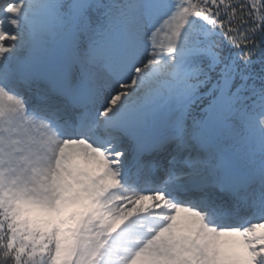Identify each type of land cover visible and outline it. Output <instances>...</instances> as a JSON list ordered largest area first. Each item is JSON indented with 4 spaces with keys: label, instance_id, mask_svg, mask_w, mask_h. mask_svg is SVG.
<instances>
[{
    "label": "rangeland",
    "instance_id": "1",
    "mask_svg": "<svg viewBox=\"0 0 264 264\" xmlns=\"http://www.w3.org/2000/svg\"><path fill=\"white\" fill-rule=\"evenodd\" d=\"M34 1H37L38 5L42 4L41 8L43 11L40 12L42 16L39 20L29 18L36 21L35 24H31V27L39 30L34 37L39 41L44 37L42 34L47 33L46 37L50 40L47 50L43 48V45L38 44L41 49L39 48L38 51H34V43L31 41L30 44H27L29 42L27 37L30 33H34V30L31 31L30 28H25L27 25H24L25 23L23 22L28 18L23 19L19 15V13L28 12V5ZM57 1L18 0L8 7L9 9L25 8V10H11L10 13L19 18L18 21L15 18L0 26V71L4 75L13 73L16 64L15 57L20 54V51L25 50L24 53L28 52L27 54H32V59L35 60L48 58L47 55L50 52L51 44L56 41L52 43L51 39H58V34L63 32L65 26L67 31L71 24L69 12L59 10ZM77 1L82 6L91 0ZM128 1L132 4L127 10L123 24L121 47H115L107 52L94 49L90 53L91 58H87L82 62L85 65L86 61H89L87 63L91 62L93 71L87 68L86 73L88 75L89 73L94 74V79L97 82L100 81V84H103L106 80L107 82H111L102 85L103 87H107V90L104 88L101 92L99 91L98 97L104 100L106 90L107 101L103 114L108 110L107 114L112 112L116 113L104 118L114 116L115 120H118L121 117L118 111L124 108L132 111H140L143 109L147 111L145 114L146 119L144 120L145 125L136 122L130 116L128 117V115L122 114V117L117 121V125L113 129V133H115L113 137L115 140L113 142L114 148L120 145L118 148L121 151V146L126 144L125 139H129L124 138L125 134V136L129 135L127 134L128 130H139L140 134L143 133L146 143L156 139L158 136H162L161 138L171 136L173 138L167 141L168 144H172L173 154L170 159L174 162L173 165L183 162L187 168H183L184 170L182 171L191 169L193 173H198L205 177L209 172L208 163L211 164L210 161H215L209 160L203 154H189L188 149L192 145V141L189 142V136L187 137L188 142H184L187 143L186 147H184V143L178 141V139H183L182 128L184 124H182V119L186 116V111L189 107V97L187 95L188 92L194 89L197 83L191 80L193 78L191 75L192 68L185 65L182 55L177 57V59H173V54L170 53L172 51L170 48L172 47L169 43L174 37L173 32L176 28L175 21H170L173 17V6L167 0ZM75 5L76 3H72L69 7L71 8ZM5 9L6 7L2 11L7 13L8 11ZM49 13L52 16L48 15ZM22 16H27V14H22ZM47 17L51 19V22L59 23L60 27H51L49 20L46 19ZM79 27L78 33L81 31L84 33L87 30L88 21L83 22ZM78 33L76 31L74 35ZM77 40L79 39L76 38L73 41L72 36L69 43L71 46L73 41L72 47H74L76 52ZM112 55H116L117 57L121 56L122 58L130 56L137 63V71L134 74L129 72L131 75L125 76L123 81H119L116 76L111 75L102 66L103 61H106L109 66L111 63L117 61H110L108 59ZM27 59L29 57L25 60ZM45 61L47 62V60ZM72 61H74V56ZM32 62L34 60H31V64ZM41 62L45 63L43 61ZM125 62L129 63L128 61ZM24 63L26 64L28 62ZM39 65H41L42 69L38 67ZM39 65L29 68L33 75L45 71L44 65ZM17 68L20 69L21 67ZM123 68L127 69L126 66ZM86 78H88L86 75H82L78 84L80 88L89 87L86 85ZM0 84L2 85L1 75ZM234 96L235 94H230L228 90H225L221 99L218 98L216 100L222 133L216 142H210L209 148L216 153L222 148L226 151L220 157L217 156L218 162H215L216 167H221L220 163L225 161H233L237 166L241 164L240 166L244 168L243 171H232L234 174L239 175L240 183H242V173H245V170L248 169L252 170L253 174L258 176L261 181H264L263 119L257 121L252 128H249V131L245 134V138H241L237 142V145L234 146V149L226 146L227 141L233 139L235 133L234 122L232 120V114L235 109L233 104ZM164 104L166 107L163 108ZM21 108V105H14L11 108V111L17 112L23 117V121L18 122L17 125H13L14 120L12 115L6 111L7 108L0 104V212L6 215L8 226L13 227L18 233L16 235L13 234L11 238L12 244L10 247L15 252H18V246L28 244L27 241L29 240L33 247L32 251L28 254L29 257L40 261L47 259V264H83L88 260L86 258L88 256L90 257V254L86 257V247L90 249L94 248L96 252L92 259L94 260L93 264H121L120 254L129 251H132L130 255V259L132 260L127 264H201V261L205 260L204 258L206 256L200 253L205 247L200 246L199 248L200 243L198 239L193 243L190 242L189 237H194V235H192L193 226L189 223H187V226H183V234L181 235L176 229H173L174 231L170 229L166 230L161 235V240L165 242L164 250L162 251V246L160 245L155 253L156 256L154 254L147 255V247L141 246L137 249L129 247L136 244L135 241H137L136 237L130 233V230L126 231V229L132 228L131 226L134 223L133 221L124 223V217L121 216L123 206H119L118 200L116 199H108L109 194L106 195V193L107 188L111 187L112 177L107 179L109 173H106L105 177L103 167H97V165L101 166L102 163L94 159H89L87 165L83 164L82 167H86L85 184L82 183L79 186V182L75 180L74 183L71 180L76 175L71 176V170L68 169V171L65 164L73 165L78 161L80 163L86 157V154L89 153L87 150L84 151L85 149L83 150V148L80 149V146L75 147V150L68 149L67 153H63L62 157H58L57 162L59 165L57 163V170L50 171V180L53 183L51 184L52 193L49 196V198L51 197L49 205L51 210L49 209L48 212L37 210V212L35 209H32L33 205L30 206L27 186L39 178V173L36 168L28 166V161L34 156L35 152L42 151L47 154L49 149H36L35 141L39 133L37 124L32 121L35 125H30V120L26 117V107H24V110ZM192 119L193 124L199 128L202 118L198 114H195V116L192 115ZM125 121L129 123H127L129 129H127L128 126L120 127ZM15 131L21 132L22 140L16 138ZM51 131L53 132L52 128ZM192 133L195 134L197 142L201 141L204 146L206 145L202 138V133L199 130L193 131ZM195 137L191 136V139ZM157 141H151L149 144L156 143ZM109 143L111 147L112 140ZM87 144V147H92L90 146V142L87 141ZM199 148L200 146L198 145L195 150H200ZM54 153L58 155L59 152L56 150ZM126 154L129 156L127 152L121 155L125 157ZM94 158L96 159V156ZM204 162H206L205 165ZM124 170L122 171L123 175ZM136 170L138 169L136 168ZM97 172H100V176H92V174ZM176 174L172 175L175 179L178 178ZM69 181L73 182V184H70ZM115 188L119 189L118 186H115ZM30 200L33 202L32 199ZM252 201L251 205L253 204V207H257L254 213L258 212L260 210V203L258 204L253 199ZM115 210H117V214L113 215V211ZM112 220H115V222L110 227L109 223ZM117 225L122 230L115 234L114 228ZM138 226L141 231L143 230L142 232H145L146 228L143 223L138 224ZM257 227L258 223H254V229L252 225L248 234L250 235L249 238H253L256 246L259 247L260 245H264V225L259 226V229ZM52 232L57 234L54 236ZM185 234L186 236H184ZM77 240L81 241V244H84L81 249H77L72 244V242L74 243ZM94 241L95 246L93 247ZM191 245H194V248ZM259 252L264 256V247ZM20 256L23 257V255ZM200 257L201 260H199ZM234 260V264L239 263V260L235 258ZM226 263L230 264V260H227L226 257L220 260V264ZM248 264L253 263L249 262ZM260 264H264V257Z\"/></svg>",
    "mask_w": 264,
    "mask_h": 264
},
{
    "label": "bare ground",
    "instance_id": "2",
    "mask_svg": "<svg viewBox=\"0 0 264 264\" xmlns=\"http://www.w3.org/2000/svg\"><path fill=\"white\" fill-rule=\"evenodd\" d=\"M16 1L18 0H0V9L3 10L6 7L5 10L8 11L7 13L2 12V14L0 15V26L5 24L7 21L13 20L15 18L18 21L19 18L14 16L12 13H10V11L11 10L22 11V9L25 10V8H19V9L8 8L9 6H11L12 3H15ZM44 7H46V5H44ZM46 19L49 20L51 27L53 28L60 27L59 23H55L53 21L51 22L50 21L51 19L48 17ZM35 22H36L35 20L28 18L23 23H25L24 25L28 26L31 24H35ZM71 49L72 48L69 45L68 50L64 55L63 63L61 65L62 68L66 67L68 63L73 59V54L70 51ZM73 65L77 66V63L74 62ZM119 66L120 67L126 66L127 69L129 67L131 74H134L137 71V65H132V63L130 62L127 63L125 61H122L119 64ZM38 67L42 69L41 65H39ZM61 70L62 69L56 70L54 75L55 76L59 75L62 72ZM115 71L116 70L114 69L111 70L110 72H115ZM117 74L118 75H116V77L119 79V81H123L125 75L121 71H118ZM31 76L34 75L28 69L26 73L22 74L19 79L24 80L25 78H30ZM51 79L52 78H49L48 80L51 81ZM30 93H32V91L29 92V95ZM32 95L30 96L32 97ZM25 98H21L17 94L10 93L9 90H5L4 88H2V85L0 87V104L5 108H7L6 111L12 115L14 120L13 125H17L18 122L23 121V117L17 112L11 111V108L14 105H21L22 107L21 109L24 110V107L26 106V102H24ZM164 107H166L165 104L163 105V108ZM118 113L119 115L122 114L128 115V117L130 116L131 119L135 120L136 122L145 125L144 120L146 119L145 114L147 113V111L145 110L132 111L129 110L128 108H124L118 111ZM48 115L50 116L53 115V110L50 109ZM102 115L104 114L102 113ZM26 117L30 120L31 123L30 125H35L32 122L34 121L38 127L39 133L35 141L36 149L38 150L49 149L47 154H45L42 151L35 152L34 156H32L28 161L29 162L28 166H30L31 168L32 167L36 168L39 173V178L36 179L32 184H29L27 186L30 206L33 205L32 209H35L36 211L39 210L42 212L49 211L50 209L49 205L51 202V197L49 198V196L50 193H52L51 184H53L51 183L52 181L50 180V171L54 169L57 170L58 157L60 156L62 157L63 153L68 152V149L75 150L76 149L75 147L80 146V149L83 148V150L85 149L84 151L87 150L89 151V153L86 154V157H84L83 161L80 163H78L79 162L78 161L75 162L73 165L68 163L65 164L67 170L68 169L71 170L70 171L71 176L76 175L71 180L73 182L75 180L79 182V186L82 183L85 184L86 167H82L83 164L87 165L89 159H94L95 161L102 163L101 166L97 165V167L99 168L103 167L105 177H106V173H109L107 179L112 177L111 187L107 188V193H106V195L109 194L108 199L109 200L116 199L118 200L119 206H123V213L121 214V216L124 217V223L128 221H133L134 223V225L131 226L132 228L126 229V231L130 230L132 236L136 237L137 239V241H135L136 244L129 247L133 249H137L141 246H144L147 247L148 249L147 255L154 254L156 256L155 253L160 245L162 246V251L164 250L165 242L164 240H161V235L166 230L169 229L170 230L176 229V231L181 235L183 234L182 233L183 226L184 225L187 226V223H189L193 226L192 235H194V237H189L190 242L193 243L195 240L198 239L200 243L199 248L200 246L205 247L203 251H200L202 255L206 256V258H204L205 260L201 261V264H220V260L222 258L224 259V257H226L227 260H230V264H234L235 262L234 258L239 260L238 264H248L249 262L253 264H260L262 262V258L264 256L260 254L259 251L264 247V245H260L259 247L256 246L253 238H249L250 235L248 234V232L252 228V225L254 229V223H258V227H257L258 229L259 226L264 225V218L262 217L261 214H259L257 217H254V215L253 216L251 215V212H246V209L248 208L247 207L245 208L243 214L239 218L233 220L231 219L230 214H224V216H221L218 212L212 210L199 212L196 209L191 208L188 205V200H187L188 195H193L197 193L196 189H189L184 191V188L182 187V185H180L179 186L180 190H182V193L186 195V197L183 199H177L176 196L173 194V192L170 190L164 191L163 189H161V187H163L165 183H170L172 179L175 178L164 177L162 179L161 174L154 175L153 170L156 167H161L165 169L170 164L171 161H169V158L172 157L173 154L171 151V146H170L171 144L166 145V143H159V141H157L156 143H151L147 145L145 143V138L142 134H140V131L139 130L136 131L134 129L135 132L139 135V140H140V144L138 145V147H141V151H142V156H141L142 159L140 161L145 162V157H148L151 161H153V164L150 168H147V166H145V168L137 176L138 178H140V180H142L143 183L144 182L153 183V187L147 190L143 186V184H136L133 180L131 182H128L129 179H133V177H135L133 175V168L135 167V165L131 164V160H129L130 155L128 156L126 154V156L123 157L121 154H115L113 152H111L110 154H106L101 148L93 147L95 148L93 149L92 147L91 148L87 147L88 144L85 134L80 133L78 131L74 133L69 131L68 132L69 138L66 140L63 139L61 140L56 133V127L59 124H61V121H56L52 124H48L45 121V115L41 118H35L34 116L27 114ZM104 120L110 124H114L116 121L114 116L104 118ZM65 122L66 121H64V123ZM51 128L55 136L51 131ZM127 129H129V127ZM15 133H16V138L22 140L21 132L15 131ZM97 133L98 131L95 130V128H93V135H96ZM109 142L110 140L107 142H102L103 147H107L108 145H109L108 147H110ZM158 144H163V147H161L160 150H158L159 148L155 149V147H157ZM86 148H88L89 150ZM56 150L57 152H59L58 155L54 153V151ZM117 150L119 151L120 148H118ZM151 150H154V152L151 153ZM94 156H96V159L94 158ZM126 166L127 167L129 166L128 172L123 175L122 171L126 168ZM182 170H184L182 165H178L173 168V172L178 173L177 177H179L183 173H186L187 171H190L186 169L185 171ZM147 173H149V175L152 176L151 180H147V176H145V174ZM87 175L91 176L90 174ZM94 175L100 176V172L92 174V176ZM235 177L236 179H238L237 175ZM161 181L162 183H164L162 186L160 185ZM73 182H70V184H73ZM227 183L230 184V181L227 180ZM115 186L116 187L118 186L119 189L115 188ZM259 194H261V192ZM30 199H32L33 202H31ZM206 209L208 208H205L204 210ZM116 214H117V210L113 211V215ZM114 222L115 220H112V222L109 223V226L110 227L113 226ZM140 223L144 224V227L146 228L145 232H142L143 230L141 231L140 227L138 226V224ZM114 229H115L114 231L115 234L118 233L120 230H122L119 229L118 225ZM184 236H186V234ZM191 246H193L192 248H194V245ZM131 253L132 251L122 253L123 256L122 254H120L122 260V261L120 260L121 264H127L130 260H132L130 259ZM199 260H201V257L199 258Z\"/></svg>",
    "mask_w": 264,
    "mask_h": 264
},
{
    "label": "trees",
    "instance_id": "3",
    "mask_svg": "<svg viewBox=\"0 0 264 264\" xmlns=\"http://www.w3.org/2000/svg\"><path fill=\"white\" fill-rule=\"evenodd\" d=\"M175 1L181 4V12L170 45L189 55L197 68L193 76L202 81L190 93L189 113L202 115L208 104L218 98L221 88L223 93L230 89L235 94L237 127H252L264 118V0ZM70 3L66 0L63 6ZM13 234L18 233L0 212V264H47V259L29 257L33 249L29 240L15 252L10 247ZM85 250L86 257L90 254L88 263L95 250Z\"/></svg>",
    "mask_w": 264,
    "mask_h": 264
},
{
    "label": "water",
    "instance_id": "4",
    "mask_svg": "<svg viewBox=\"0 0 264 264\" xmlns=\"http://www.w3.org/2000/svg\"><path fill=\"white\" fill-rule=\"evenodd\" d=\"M75 21H76V16L74 17V22ZM66 39L63 41L64 43H65ZM64 43L62 44V48L64 46ZM219 124H220V121H219L218 115L215 111V106L212 103L207 108L206 115L203 118V125H204L205 130L208 132L210 139H213V138L217 137L218 135H220Z\"/></svg>",
    "mask_w": 264,
    "mask_h": 264
}]
</instances>
